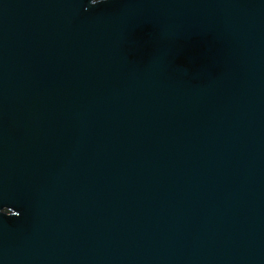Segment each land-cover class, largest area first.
I'll use <instances>...</instances> for the list:
<instances>
[{"label":"water","instance_id":"obj_1","mask_svg":"<svg viewBox=\"0 0 264 264\" xmlns=\"http://www.w3.org/2000/svg\"><path fill=\"white\" fill-rule=\"evenodd\" d=\"M0 264H264V0H0Z\"/></svg>","mask_w":264,"mask_h":264},{"label":"clouds","instance_id":"obj_2","mask_svg":"<svg viewBox=\"0 0 264 264\" xmlns=\"http://www.w3.org/2000/svg\"><path fill=\"white\" fill-rule=\"evenodd\" d=\"M100 2H102V0H92V4H97V3H100Z\"/></svg>","mask_w":264,"mask_h":264}]
</instances>
